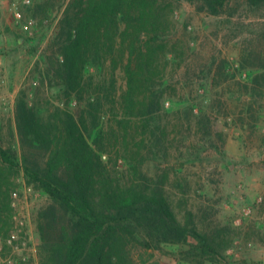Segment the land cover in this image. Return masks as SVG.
Here are the masks:
<instances>
[{
	"label": "rangeland",
	"instance_id": "obj_1",
	"mask_svg": "<svg viewBox=\"0 0 264 264\" xmlns=\"http://www.w3.org/2000/svg\"><path fill=\"white\" fill-rule=\"evenodd\" d=\"M47 1L0 0V130L4 147L15 152L20 99L43 119L50 109L68 107L59 90L43 84V75L48 54L65 38L71 0H56L43 13L37 6ZM147 2L164 9L159 18L175 91L168 90L151 124L159 146L139 151L133 142L116 161L117 171L144 185L145 194L159 188L177 220L206 236L222 258L211 251L197 257L203 250L194 235L150 248L133 242L132 258L136 264H264V4L229 0L215 15L199 0ZM116 64L114 78L109 65L90 71L105 91L114 79L118 101L126 75L122 61ZM109 117L103 114L100 130L109 131ZM17 185L11 226L0 234V264H40L37 219L48 199L23 174Z\"/></svg>",
	"mask_w": 264,
	"mask_h": 264
},
{
	"label": "trees",
	"instance_id": "obj_2",
	"mask_svg": "<svg viewBox=\"0 0 264 264\" xmlns=\"http://www.w3.org/2000/svg\"><path fill=\"white\" fill-rule=\"evenodd\" d=\"M55 1L37 8L49 12ZM199 1L215 15L229 3ZM163 14L147 0H71L63 20L65 38L59 37L58 50L48 54L43 75V84L59 90L68 107L50 109L43 119L20 99L15 113L19 152L4 147L0 130V234L11 226L10 197L23 174L48 199L37 219L40 264H136L133 242L150 248L169 240L186 242L190 235L203 250L197 257L205 259L211 251L222 258L206 236L177 220L159 188L145 194L144 185L143 190L117 171L116 161L126 157L133 142L139 151L149 143L159 146L151 124L168 90L175 91L168 79L172 63L163 44ZM117 60L126 75L118 101L114 79L105 91L108 87L95 84L90 71L109 65L114 78ZM71 102L76 105L69 107ZM105 112L108 132L99 129Z\"/></svg>",
	"mask_w": 264,
	"mask_h": 264
},
{
	"label": "built area",
	"instance_id": "obj_3",
	"mask_svg": "<svg viewBox=\"0 0 264 264\" xmlns=\"http://www.w3.org/2000/svg\"><path fill=\"white\" fill-rule=\"evenodd\" d=\"M25 29H28V28L26 27ZM16 196H17V193L15 192V193H14V197H16Z\"/></svg>",
	"mask_w": 264,
	"mask_h": 264
}]
</instances>
